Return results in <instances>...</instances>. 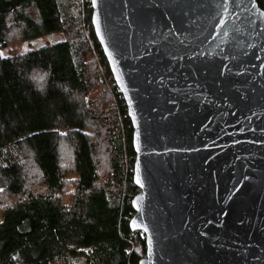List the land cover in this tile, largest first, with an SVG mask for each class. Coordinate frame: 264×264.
I'll use <instances>...</instances> for the list:
<instances>
[{
  "label": "water",
  "instance_id": "water-1",
  "mask_svg": "<svg viewBox=\"0 0 264 264\" xmlns=\"http://www.w3.org/2000/svg\"><path fill=\"white\" fill-rule=\"evenodd\" d=\"M90 2L131 120L139 264H264V9Z\"/></svg>",
  "mask_w": 264,
  "mask_h": 264
},
{
  "label": "trees",
  "instance_id": "trees-1",
  "mask_svg": "<svg viewBox=\"0 0 264 264\" xmlns=\"http://www.w3.org/2000/svg\"><path fill=\"white\" fill-rule=\"evenodd\" d=\"M264 9V0H256ZM88 0H0V264H139L132 126Z\"/></svg>",
  "mask_w": 264,
  "mask_h": 264
},
{
  "label": "rangeland",
  "instance_id": "rangeland-1",
  "mask_svg": "<svg viewBox=\"0 0 264 264\" xmlns=\"http://www.w3.org/2000/svg\"><path fill=\"white\" fill-rule=\"evenodd\" d=\"M14 28L15 27L13 24L8 23V30L6 33V37L7 39L9 38V40H15L16 42L10 45L9 47L2 48L0 50V54L3 57L8 56L9 54L30 51V50H34V49H37L45 45L53 44V43L61 41V38H62L61 34L55 31V32H49L45 35L25 41V40H22L19 35L14 36Z\"/></svg>",
  "mask_w": 264,
  "mask_h": 264
},
{
  "label": "built area",
  "instance_id": "built-area-1",
  "mask_svg": "<svg viewBox=\"0 0 264 264\" xmlns=\"http://www.w3.org/2000/svg\"><path fill=\"white\" fill-rule=\"evenodd\" d=\"M89 1H91V0H89Z\"/></svg>",
  "mask_w": 264,
  "mask_h": 264
}]
</instances>
